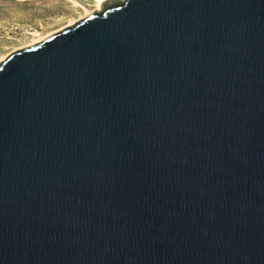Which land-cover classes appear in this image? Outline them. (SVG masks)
Listing matches in <instances>:
<instances>
[{"label":"water","instance_id":"1","mask_svg":"<svg viewBox=\"0 0 264 264\" xmlns=\"http://www.w3.org/2000/svg\"><path fill=\"white\" fill-rule=\"evenodd\" d=\"M0 264H264V0H103L1 60Z\"/></svg>","mask_w":264,"mask_h":264},{"label":"rangeland","instance_id":"2","mask_svg":"<svg viewBox=\"0 0 264 264\" xmlns=\"http://www.w3.org/2000/svg\"><path fill=\"white\" fill-rule=\"evenodd\" d=\"M94 9L93 0H0V58Z\"/></svg>","mask_w":264,"mask_h":264},{"label":"bare ground","instance_id":"3","mask_svg":"<svg viewBox=\"0 0 264 264\" xmlns=\"http://www.w3.org/2000/svg\"><path fill=\"white\" fill-rule=\"evenodd\" d=\"M93 1H94V6H95L94 9L88 10L87 8H85L84 6H82V8H84V10H85V13L83 15H81L79 18L70 21L68 24L63 25V26H61L58 29H54L53 31H50L49 33L45 34L44 36H41V37L37 38L36 40H34V41L30 42V43H27L25 45H22L20 47H17L14 50H12L11 52L16 51V50L21 49V48H24V47H27V46H30V45H33V44L41 41L42 39H44L48 35L53 34L55 32H58V31L62 30L63 28H65V27H67V26H69V25H71V24H73V23H75V22L83 19L84 17H86L90 13L94 12L95 10H100V5H101V3H102L103 0H93ZM10 53H8V54H10ZM8 54L7 55H4L3 57H1L0 58V61L3 60V59H5L8 56Z\"/></svg>","mask_w":264,"mask_h":264}]
</instances>
